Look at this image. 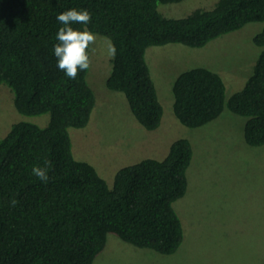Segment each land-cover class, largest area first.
Instances as JSON below:
<instances>
[{"label":"trees","instance_id":"16d2710c","mask_svg":"<svg viewBox=\"0 0 264 264\" xmlns=\"http://www.w3.org/2000/svg\"><path fill=\"white\" fill-rule=\"evenodd\" d=\"M181 1L0 0V85L11 89L20 114L50 115L47 127L20 122L0 141V264H93L109 235L163 255L179 250L184 229L174 203L188 189L191 142H173L161 161L120 169L110 188L72 152L69 130L86 127L96 104L89 68L69 79L56 66L53 45L59 13L90 11L88 29L116 47L107 88L122 93L138 123L154 131L164 109L146 60L149 47L202 48L250 23H264V0H219L213 9L182 19L164 17L158 9ZM253 41L262 49L253 75L228 101L222 77L209 69L177 77L173 109L181 124L205 126L227 107L247 119L246 143L264 145V28ZM46 161L50 179L44 183L31 169Z\"/></svg>","mask_w":264,"mask_h":264},{"label":"rangeland","instance_id":"374dc122","mask_svg":"<svg viewBox=\"0 0 264 264\" xmlns=\"http://www.w3.org/2000/svg\"><path fill=\"white\" fill-rule=\"evenodd\" d=\"M218 1L183 0L160 4L158 9L164 17L182 19L197 9L211 10ZM263 28L264 23H250L202 48L174 43L149 47L146 60L164 109L154 131L138 123L122 93L107 88L111 41L95 34L87 80L96 104L86 127L69 130L74 157L93 165L113 188L120 169L146 159H165L179 139H188L194 153L186 195L174 203L184 229L179 250L163 255L109 235L93 264H264V145L246 143L247 119L227 107L218 119L199 128L181 124L173 109V84L193 68L219 74L226 85V101L241 91L262 50L253 39ZM20 122L45 128L50 115L20 114L11 89L0 85V141Z\"/></svg>","mask_w":264,"mask_h":264},{"label":"clouds","instance_id":"9594fccd","mask_svg":"<svg viewBox=\"0 0 264 264\" xmlns=\"http://www.w3.org/2000/svg\"><path fill=\"white\" fill-rule=\"evenodd\" d=\"M92 14L87 9L70 8L56 16L60 27L55 39L58 43L53 45V55L56 57V66L64 72L69 79H75L78 71H84L90 66L89 46L95 40V34L88 29ZM73 25H81L76 28ZM108 55H116V47L109 44ZM44 167L34 166L32 174L41 182L47 183L50 179V163L45 162ZM10 204L15 206L17 200L12 198Z\"/></svg>","mask_w":264,"mask_h":264}]
</instances>
